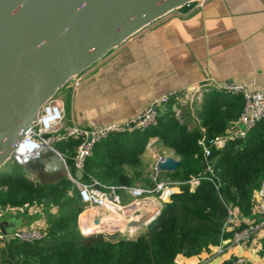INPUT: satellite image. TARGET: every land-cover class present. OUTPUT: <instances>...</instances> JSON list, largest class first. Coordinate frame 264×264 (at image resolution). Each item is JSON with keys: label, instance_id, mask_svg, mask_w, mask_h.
<instances>
[{"label": "trees", "instance_id": "1", "mask_svg": "<svg viewBox=\"0 0 264 264\" xmlns=\"http://www.w3.org/2000/svg\"><path fill=\"white\" fill-rule=\"evenodd\" d=\"M213 93L195 112L209 139L225 134L240 118L244 107L241 97ZM170 107L161 111L156 127L114 134L97 144L86 162L84 182L96 179L105 185L133 187L125 166L136 165L150 138H158L175 151L181 161L178 171L160 173L158 178L181 182L180 192L140 229L135 239L121 233L109 236L81 233L78 217L84 211V203L79 189L76 199L68 197L69 188H77L68 176L39 182V176L28 178L21 172L2 171L0 206H22L37 200L44 211L46 201L54 207L46 216V238L34 243L5 241L7 248L0 250V264H9L13 259L19 264L24 256L38 259L43 255L51 256L54 264H178L180 256L199 255L228 237L224 232L228 209L239 210L241 217H249L254 190L264 179V122L246 140L231 143L225 149H213L205 158L198 144L203 136L201 126L190 127L194 117L187 109L182 121L177 120ZM76 147V142L58 145L68 157L73 175ZM199 176L204 179L192 191L186 182ZM73 204L75 207L71 209ZM241 217L238 229L246 226Z\"/></svg>", "mask_w": 264, "mask_h": 264}, {"label": "crops", "instance_id": "2", "mask_svg": "<svg viewBox=\"0 0 264 264\" xmlns=\"http://www.w3.org/2000/svg\"><path fill=\"white\" fill-rule=\"evenodd\" d=\"M81 76L78 88L68 83L58 92L66 120L78 127L124 123L171 94L188 95L200 105L198 89L225 82L264 92V0L194 2L144 28ZM193 117L190 127L201 126L195 112ZM124 198L131 199L126 193ZM241 218L248 225L259 220V212L252 207L250 216ZM89 222L82 217L83 231ZM106 222L102 219V226ZM130 232L137 237L140 229ZM226 234L208 251L180 256L178 264H226L239 256L248 264H264V230L247 249L232 243L233 232Z\"/></svg>", "mask_w": 264, "mask_h": 264}, {"label": "water", "instance_id": "3", "mask_svg": "<svg viewBox=\"0 0 264 264\" xmlns=\"http://www.w3.org/2000/svg\"><path fill=\"white\" fill-rule=\"evenodd\" d=\"M196 0H0V172L17 151L42 107L69 81L82 75L144 28ZM38 166L35 169V166ZM181 161L163 157L158 173L173 174ZM205 168L208 166L205 164ZM26 176L68 175L66 163L49 155L24 166ZM84 172H76L82 181ZM159 208L139 220L99 232L138 230ZM6 223L1 230L8 234ZM98 231V230H97ZM15 240L7 235V241Z\"/></svg>", "mask_w": 264, "mask_h": 264}, {"label": "built area", "instance_id": "4", "mask_svg": "<svg viewBox=\"0 0 264 264\" xmlns=\"http://www.w3.org/2000/svg\"><path fill=\"white\" fill-rule=\"evenodd\" d=\"M200 0H196L198 2ZM194 3V2H193ZM192 4V3H191ZM190 5V4H189ZM82 76L73 77L69 83L74 88H78L81 84ZM212 87H203L198 89L197 99L203 101L207 93L217 91L221 94L241 97L244 101V107L240 118L234 127H231L225 134L209 139L206 134V128L201 127L203 134L198 141L202 148L205 158H208L213 149H225L228 145L238 141H244L248 138L250 132L261 122H264V92L257 90H248L244 85L237 83H222ZM178 96L171 94L162 98L153 100L146 111L141 115L131 118L124 123H111L108 125H97L90 123L87 127H78L68 123L66 120V109L64 102L58 97V94L49 100L41 109L38 120L27 129L23 140L17 151L10 157L7 165L24 166L32 165L42 158L49 155H58L61 160L66 163L68 168L69 179L77 185L82 202L89 206L92 210H103L123 217L126 222H130L126 211L135 212L141 210L143 203L142 198L146 194H158L154 197L155 201L146 203L145 207L149 209L163 208L171 202L173 195L176 193L174 187H170L169 183L158 181L157 165L155 175L157 186L154 190H146L140 187H126L105 185L100 181L93 179L90 182L78 181L76 174L68 165V157L63 155L58 145L67 142H76L77 147L72 160L75 172L81 170L85 172V166L88 158L92 155L95 146L102 141L107 140L110 136L123 132L144 131L158 125V120L163 108L170 107L174 114H179L186 107L193 106V98L188 95ZM180 107H179V106ZM6 165V166H7ZM85 175V173H84ZM84 179V178H83ZM204 178L192 177L187 183L192 191L200 186ZM219 189V185L216 184ZM122 193H126L132 198V202L128 205L123 204ZM253 208L259 212V220L246 225L242 229L237 210L228 209V219L226 221L224 232H233L232 243L243 248H248L253 238L264 230V179L253 193ZM44 207L38 203H26L22 206H0V226L5 223V219L9 217H17L25 214H38L40 219L35 225L28 228L14 229L10 234L15 240L21 243L41 242L47 235V219L43 216ZM133 214V213H132ZM96 220H92L94 224ZM7 227V226H6ZM0 227V242L7 240ZM226 264H248L242 256L237 257L231 263Z\"/></svg>", "mask_w": 264, "mask_h": 264}, {"label": "rangeland", "instance_id": "5", "mask_svg": "<svg viewBox=\"0 0 264 264\" xmlns=\"http://www.w3.org/2000/svg\"><path fill=\"white\" fill-rule=\"evenodd\" d=\"M215 93H207L205 95L206 99L212 98L214 96ZM179 106V105H178ZM198 105H193L192 107H186L181 111L178 115L174 114L175 118L177 120L182 121V118L184 116V112L186 111V109L191 113V115L193 116L194 112H196ZM180 107V106H179ZM166 108V106H165ZM163 108V109H165ZM171 109V107H170ZM194 126V125H193ZM169 149H171L172 151H169ZM163 157H174L176 159L179 160V158L175 155V151L170 148L167 147L166 144H164L161 140L156 139V138H150L148 140V145L146 146V148L144 149V152H142L141 154L138 155V162L136 163V165L134 166H125L126 168V173L129 177V182L130 185L133 187H140L146 190H154L157 186V182L161 181V182H166L169 183L170 187H174V190L176 193L180 192V184L181 182H172L171 180H168L166 178H158V181L156 180V175H155V168L157 163L159 162V160ZM38 166H35V169H37ZM6 173H24V169L21 166H15V165H7L5 168ZM62 174H55V175H48L45 174L44 172H40L39 176V182H51V181H55L58 178L61 177ZM28 178H30V176H27ZM187 183V182H186ZM76 185V184H75ZM77 186V185H76ZM78 187L75 189L74 187H70L68 190V197L72 198V199H76L77 198V190ZM175 193V194H176ZM123 196V204L124 205H128L130 202H132V198L129 199V202L125 200L124 198V193H122ZM154 197H158V194H146L142 199L146 202V203H150L151 201H155V199H153ZM32 201V202H36ZM47 203V206L45 208V211L43 210V216L47 219L48 214L52 213L53 210L52 208L54 207L53 204H51V202H45ZM75 205L73 204L70 208L74 209ZM153 209H149L147 207L141 209V210H135V212H132L134 217H138L141 216L143 214H145L146 212H151ZM85 212H90V217L93 220H109L112 218H115L114 215L112 213L109 212H105L103 210H92L89 206L84 204V211L80 214V216L78 217V227L81 231V233L85 234L83 229H82V219L81 216L83 213ZM47 216V217H46ZM119 220H122L123 218L117 217ZM116 221H119L117 220ZM40 219V215L38 214H25V215H21V216H17V217H9L6 218L4 221L7 224L6 230L11 234L12 231L15 229V227L19 226V225H25L26 228L31 227V225H35L37 224L38 221ZM22 220L24 221V223H22ZM124 220V219H123ZM124 224H127L128 222L123 221ZM19 224V225H17ZM24 226V227H25ZM108 228V226H105ZM117 233H121L124 236H126L128 239H135L136 238V234L134 233L132 235V233L125 229L123 232H104V233H98V234H93L96 236H100V235H114ZM7 241V240H6ZM7 248V243L5 241L0 242V250L6 249ZM46 257L47 260L45 259ZM51 256H41L40 258H34V257H22L20 258V262L19 264H54L53 260L50 258ZM9 264H16L15 259L12 260L11 263Z\"/></svg>", "mask_w": 264, "mask_h": 264}, {"label": "bare ground", "instance_id": "6", "mask_svg": "<svg viewBox=\"0 0 264 264\" xmlns=\"http://www.w3.org/2000/svg\"><path fill=\"white\" fill-rule=\"evenodd\" d=\"M145 204H146V203H143L142 205H140V206H141V209L145 208V206H146ZM88 214H90V212H85V213H83L82 216H81V219H82L83 216H85V218H86L87 220L90 221L89 223H86V225L91 224V225H89L90 228H88V230H85L84 233H85V234H91V233H93L94 231H95V232H99L98 227L93 226L94 224H93L92 221H91L92 219H91L90 215H88ZM125 215L130 217L129 221H135V220H139L140 218H143L142 215H141V216H138V217H134V216L132 215V212H129V211H126ZM143 216H145V215H143ZM114 217H115V218H112V219L107 220L108 223L106 222L107 224L104 225V226H107L108 224H110V227H108V228L112 229V228H114V227H117L118 225H123V224H124L123 221H125V220H123V219H124L123 217H120V216H118V215H114ZM117 217H120V218H123V219H122V220H119ZM116 218H117V220H119V221H116ZM82 227H84V226L82 225ZM97 230H98V231H97Z\"/></svg>", "mask_w": 264, "mask_h": 264}]
</instances>
